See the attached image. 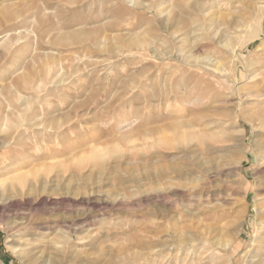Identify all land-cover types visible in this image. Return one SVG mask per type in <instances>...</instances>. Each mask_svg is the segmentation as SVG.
<instances>
[{"label": "rangeland", "instance_id": "rangeland-1", "mask_svg": "<svg viewBox=\"0 0 264 264\" xmlns=\"http://www.w3.org/2000/svg\"><path fill=\"white\" fill-rule=\"evenodd\" d=\"M263 237L264 0H0V264H264Z\"/></svg>", "mask_w": 264, "mask_h": 264}, {"label": "bare ground", "instance_id": "bare-ground-1", "mask_svg": "<svg viewBox=\"0 0 264 264\" xmlns=\"http://www.w3.org/2000/svg\"><path fill=\"white\" fill-rule=\"evenodd\" d=\"M261 158H263V157H261ZM262 200V199H261ZM261 208V207H260ZM261 215V214H260ZM263 215V214H262ZM223 235V234H222ZM229 235H230V233H229ZM221 240V239H220ZM262 240L264 241V237L262 238ZM222 241V240H221ZM26 243V242H25ZM218 243V245L220 246V247H223L225 250H230L231 249V247H232V242L230 241V240H227L226 239V241H223V242H217ZM22 244H24V243H22ZM261 251V250H260ZM263 251V250H262ZM18 254V253H17ZM263 258V257H262ZM262 260V259H261ZM264 260V259H263ZM264 262V261H263ZM64 263V261H61L59 264H63Z\"/></svg>", "mask_w": 264, "mask_h": 264}]
</instances>
